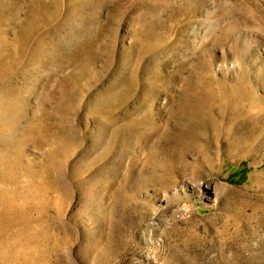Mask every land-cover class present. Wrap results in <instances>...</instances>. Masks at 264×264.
<instances>
[{
    "label": "rangeland",
    "instance_id": "rangeland-1",
    "mask_svg": "<svg viewBox=\"0 0 264 264\" xmlns=\"http://www.w3.org/2000/svg\"><path fill=\"white\" fill-rule=\"evenodd\" d=\"M0 264H264V0H0Z\"/></svg>",
    "mask_w": 264,
    "mask_h": 264
}]
</instances>
